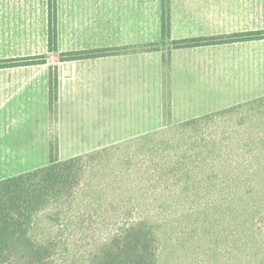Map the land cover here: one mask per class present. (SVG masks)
Listing matches in <instances>:
<instances>
[{"label": "trees", "instance_id": "16d2710c", "mask_svg": "<svg viewBox=\"0 0 264 264\" xmlns=\"http://www.w3.org/2000/svg\"><path fill=\"white\" fill-rule=\"evenodd\" d=\"M46 6L53 52L57 1ZM170 16L169 0H161L160 41L137 50L264 40V29L171 39ZM124 50L135 48L70 50L60 60ZM44 63L43 54L1 58L0 68ZM57 104L55 76L50 124ZM57 139L47 165L0 179V264H164L175 252L200 253L208 264H264V95L66 159L58 158ZM78 191L96 216L106 215L108 233L92 242L85 240L98 229L92 212L71 209ZM41 219L50 232L38 237Z\"/></svg>", "mask_w": 264, "mask_h": 264}, {"label": "rangeland", "instance_id": "374dc122", "mask_svg": "<svg viewBox=\"0 0 264 264\" xmlns=\"http://www.w3.org/2000/svg\"><path fill=\"white\" fill-rule=\"evenodd\" d=\"M56 1L57 50L51 52L47 48V0H0V59L45 55L44 64L0 68V179L47 165L48 145L54 135L58 138V158L66 159L113 144L131 143L146 133L264 95V40L252 41L251 46L238 44L207 49L206 52L212 53L213 57H224V80L222 75L216 77V69L205 70L202 63L200 69L194 67L207 58L196 56L195 52L192 55L193 50L189 49L174 51L171 68L173 81L176 80L178 86L175 98L170 89V41H166L160 46L164 62L161 77L158 74L156 77L154 58L145 61L149 81L145 88L144 114L142 95L137 109L135 92L126 88L116 90L115 100L119 106L108 113L105 74L109 57L61 61V53L124 45L134 50L159 41V31L153 29L158 15L113 14L105 10L104 0ZM226 2L232 7L239 5L236 0ZM251 3L252 30L264 29V0H251ZM141 22L145 24L143 34H130L133 25ZM179 32L177 34L182 36L181 29ZM132 36L135 41L144 42L132 46L129 44ZM177 36L173 38L177 39ZM161 61L159 55L160 64ZM183 64H188V69L182 70ZM66 69L76 71V80L68 81ZM55 76L57 85L60 79L77 82L75 108L70 111L71 116L62 118L63 122L73 120L74 125L59 123L58 119L49 122L48 84ZM178 82L183 83L182 88ZM14 115L16 126L7 129V119L12 120ZM88 200L90 198L78 191L76 204L71 209L92 212L93 225L98 229L92 236L89 232L85 238L92 242L104 237L109 228L106 215L96 216ZM41 221L37 227L38 237L50 232ZM202 258L200 253L185 255L184 252H175L166 255L163 262L208 264Z\"/></svg>", "mask_w": 264, "mask_h": 264}, {"label": "crops", "instance_id": "0c3cea01", "mask_svg": "<svg viewBox=\"0 0 264 264\" xmlns=\"http://www.w3.org/2000/svg\"><path fill=\"white\" fill-rule=\"evenodd\" d=\"M238 1V6H231V3H227L226 0H169L170 7V36L171 39H174V35H178L177 39L184 37H195V36H211V35H225L235 31H251L252 30V3L251 0H236ZM105 10L112 12L113 14L120 13H130V15H145V13H151L152 15H158L156 25L153 26V29H158L160 35V17L161 15V0H104ZM132 30L136 35L139 33L143 34L145 30V24L135 23ZM180 36L177 33H180ZM134 36H132L133 38ZM151 41H154L151 39ZM160 41V40H159ZM154 41V42H159ZM142 42H137L133 38L130 40V45L135 46V44H142ZM242 44L245 46H251V41H242L232 44H219V45H208L195 48H182L193 50L191 53L195 52L196 56H202V58H207L202 62H198L196 68L200 69L201 63L205 70L216 69V77L222 75L224 80V68L225 62L224 57H213L212 53L206 52L207 49L222 48L227 45L235 46ZM125 46V45H124ZM181 49H172L170 50L169 64L171 68V57L174 51ZM218 50V49H217ZM159 55L161 56V64L159 63ZM190 55V54H189ZM108 67L106 69L105 80H106V108L110 111L114 110V107L119 106L115 100L116 90H125L128 89L130 92L133 91L136 94L135 99H137V109L139 108V97L142 95V104L141 110L142 115L144 114V100H145V88L146 82L149 81V77L145 67V61L148 62L151 58H154V65H156V77L157 74L161 77L163 71V56L162 50L146 52L139 51L137 48L131 52H123L121 54L108 56ZM146 59V60H145ZM83 61V60H81ZM76 62V61H75ZM221 66V67H220ZM188 64L182 65V70L188 69ZM220 67V71H219ZM65 73L68 75L69 80H76V71L73 69H66ZM172 82L170 89H172L173 96L175 98V91L178 86L176 80L173 81V74L171 68ZM155 76V75H154ZM65 82L64 79L58 80V121L59 123L72 124L75 123L73 120L66 119L63 122L62 118L71 116L70 111L74 110L75 103L77 102L76 95L77 91V82L70 81ZM183 83L178 82V85L181 87ZM86 88L87 83L83 85ZM182 88V87H181ZM141 93V94H140ZM120 94H122L120 92ZM119 94V96H120ZM120 99V97H119ZM131 99V98H130ZM48 102V100H47ZM48 105V104H47ZM13 106V105H12ZM15 107V106H14ZM1 111V107H0ZM139 113H137V116ZM15 115L8 117V128L11 125L16 126ZM1 120V113H0ZM1 131V129H0Z\"/></svg>", "mask_w": 264, "mask_h": 264}]
</instances>
